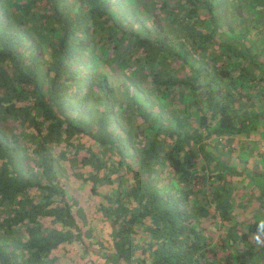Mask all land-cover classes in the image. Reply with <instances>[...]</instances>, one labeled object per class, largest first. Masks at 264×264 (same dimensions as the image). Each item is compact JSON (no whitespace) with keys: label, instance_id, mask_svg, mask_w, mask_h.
<instances>
[{"label":"trees","instance_id":"trees-1","mask_svg":"<svg viewBox=\"0 0 264 264\" xmlns=\"http://www.w3.org/2000/svg\"><path fill=\"white\" fill-rule=\"evenodd\" d=\"M256 139L264 0H0V264H264Z\"/></svg>","mask_w":264,"mask_h":264},{"label":"rangeland","instance_id":"rangeland-1","mask_svg":"<svg viewBox=\"0 0 264 264\" xmlns=\"http://www.w3.org/2000/svg\"><path fill=\"white\" fill-rule=\"evenodd\" d=\"M125 7H127V9H129V10L133 9L132 5L130 6L127 3L125 5ZM123 13H124V11H123ZM123 13L119 14L120 17H121V15L123 16ZM132 14L133 13L131 11L130 17H132L131 16ZM177 64H178V62H177ZM162 104H163V109L165 111H168V109H169L168 103L166 101H164V103H162ZM255 143H256V148L253 151L254 154H251V152H248L246 154L241 152V154L243 156H241L240 159L241 160L242 159L243 160L244 159L247 160V162H244V163H246V168L247 169H252L253 167H255L256 170L260 169L262 171V170H264V161H263V159H264V141H262V140L259 141V140L256 139ZM248 166H249V168H248ZM77 170H79V169H76L75 173H77ZM65 176H66L65 178H66V181H67V188H68L69 195L72 196V197L79 198V201L81 203H83V202L86 203V193L88 192V189H89L87 184H84L80 178H78V177L74 176L73 174H71V170L70 169H68L65 172ZM237 184L240 187L241 184L240 183H237ZM250 187H251V184H248V185H246L243 188L244 195L248 196L247 192L249 191ZM254 193L256 194V192H254ZM255 194H254V196H255ZM243 198H246V197H243ZM97 202H98L97 199L93 200V203L91 204V207L94 208L95 206H97ZM68 249H69V251L66 253V255L63 252L60 254V256H59L60 259H58V262H60V264H71L73 261H76L80 249L77 248V247H74V246L69 247Z\"/></svg>","mask_w":264,"mask_h":264},{"label":"clouds","instance_id":"clouds-1","mask_svg":"<svg viewBox=\"0 0 264 264\" xmlns=\"http://www.w3.org/2000/svg\"><path fill=\"white\" fill-rule=\"evenodd\" d=\"M257 242H259V240Z\"/></svg>","mask_w":264,"mask_h":264}]
</instances>
